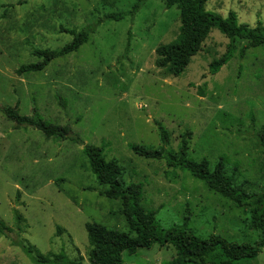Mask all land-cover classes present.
<instances>
[{
  "label": "rangeland",
  "instance_id": "374dc122",
  "mask_svg": "<svg viewBox=\"0 0 264 264\" xmlns=\"http://www.w3.org/2000/svg\"><path fill=\"white\" fill-rule=\"evenodd\" d=\"M138 0H0V108H19L57 126H69L83 145L46 139L33 129L14 130L0 112V264H32L19 242L45 256L60 252L86 262L85 224L126 232L119 202L101 195L89 170L85 145L103 148L125 185L142 187V206L158 213L161 228L181 226L206 239L254 245L249 214L211 192L187 172L133 154V145L178 152L186 133L189 158L220 160L249 194L264 188V154L256 137L264 130V48L236 41L233 58L216 74L210 65L229 41L212 29L179 78L156 68L155 51L176 41L179 12L147 0L133 16L106 21L77 52L40 73L18 76L39 62L33 52L58 51L96 20L129 13ZM206 11L235 15L239 25L264 29V0H209ZM128 44V48H127ZM244 50V52H243ZM20 218L17 222L16 217ZM20 227L18 230L17 227ZM123 264H178L172 247L139 250ZM264 264V249L254 262Z\"/></svg>",
  "mask_w": 264,
  "mask_h": 264
},
{
  "label": "trees",
  "instance_id": "16d2710c",
  "mask_svg": "<svg viewBox=\"0 0 264 264\" xmlns=\"http://www.w3.org/2000/svg\"><path fill=\"white\" fill-rule=\"evenodd\" d=\"M147 0H138L129 13H113L86 26L79 32H67L72 40L58 51L33 52L39 62L18 68V76L40 73L58 59L73 54L88 42L97 28L106 21L119 22L127 16L133 17ZM166 9L176 7L179 12V34L173 43L160 45L156 51V68L164 70L173 78H179L195 57L212 29H217L228 39L225 54L210 65V73L216 74L234 55L236 41H245L249 48H264V29L258 25L250 29L237 23L234 14L226 18L206 11L209 0H159ZM128 48V44H127ZM244 52V50H243ZM4 118L13 125L14 130L33 129L41 132L46 139L71 141L83 145L80 139L71 133L69 126H57L45 122L33 111L32 116L20 115L16 105L13 108H0ZM161 147L149 149L133 145L134 155L153 161H164L169 170L187 172L191 177L202 182L209 191L230 201L249 214L247 229L257 234L254 245L230 242L220 236L211 235L202 239L188 228L187 212L181 226L168 229L160 227L158 213L145 209L142 204V187L130 183L125 185L121 179L120 168L115 161H107L103 148L85 145L83 153L88 159L89 170L98 184L105 189L101 195L110 201L119 202L121 216L125 222L126 232L106 228L97 223L85 224L88 243L86 262L69 259L65 253L45 256L24 242L17 247L31 260L32 264H123L124 256H134L139 250H149L157 245L159 248L172 247L178 264H242L257 260L264 249V188L261 193L249 194L236 184L235 174H229L220 160L211 167L207 159L195 161L189 158L186 133L180 141L178 152L167 150L169 139L162 127L158 129ZM257 146L264 154V130L257 135ZM17 222L20 218L16 217ZM20 230V227H17ZM4 229L0 225V233Z\"/></svg>",
  "mask_w": 264,
  "mask_h": 264
}]
</instances>
